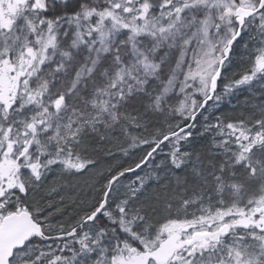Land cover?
<instances>
[{
  "label": "snow or ice",
  "instance_id": "6c2138e0",
  "mask_svg": "<svg viewBox=\"0 0 264 264\" xmlns=\"http://www.w3.org/2000/svg\"><path fill=\"white\" fill-rule=\"evenodd\" d=\"M0 264H264V0H0Z\"/></svg>",
  "mask_w": 264,
  "mask_h": 264
}]
</instances>
